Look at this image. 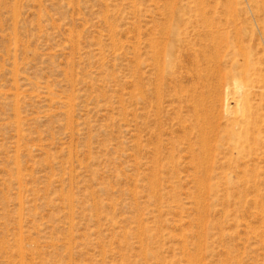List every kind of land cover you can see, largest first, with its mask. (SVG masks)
<instances>
[{
    "label": "rangeland",
    "instance_id": "1",
    "mask_svg": "<svg viewBox=\"0 0 264 264\" xmlns=\"http://www.w3.org/2000/svg\"><path fill=\"white\" fill-rule=\"evenodd\" d=\"M243 52L264 0H0V264H264Z\"/></svg>",
    "mask_w": 264,
    "mask_h": 264
},
{
    "label": "bare ground",
    "instance_id": "2",
    "mask_svg": "<svg viewBox=\"0 0 264 264\" xmlns=\"http://www.w3.org/2000/svg\"><path fill=\"white\" fill-rule=\"evenodd\" d=\"M240 51L242 50L240 49ZM240 56L241 58L239 60L233 62V65L228 71L227 75V79L232 80V83H235L238 88L244 89V86H246V89L244 91L242 90L243 92H239L242 93L240 98H242L243 104L246 106L242 107L244 115L243 119L237 121L235 125L236 127L240 128L239 132L235 130L233 136V138H235L234 142L236 144H239L242 141H246V139H249L252 135V131L248 127L249 120L247 118V115L251 114L252 112V107L249 105L251 94H253L251 93V91L257 84H264V78L262 77V69L259 67V63L254 60V56L251 54V52L240 53ZM211 74L214 75L213 73H210V76H212ZM202 81H204V79Z\"/></svg>",
    "mask_w": 264,
    "mask_h": 264
}]
</instances>
